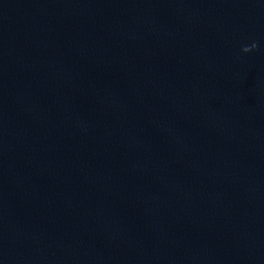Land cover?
<instances>
[{
	"label": "water",
	"instance_id": "95a60500",
	"mask_svg": "<svg viewBox=\"0 0 264 264\" xmlns=\"http://www.w3.org/2000/svg\"><path fill=\"white\" fill-rule=\"evenodd\" d=\"M0 264H264V0H0Z\"/></svg>",
	"mask_w": 264,
	"mask_h": 264
},
{
	"label": "clouds",
	"instance_id": "9594fccd",
	"mask_svg": "<svg viewBox=\"0 0 264 264\" xmlns=\"http://www.w3.org/2000/svg\"><path fill=\"white\" fill-rule=\"evenodd\" d=\"M245 51H247V49H245Z\"/></svg>",
	"mask_w": 264,
	"mask_h": 264
}]
</instances>
